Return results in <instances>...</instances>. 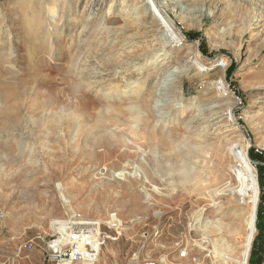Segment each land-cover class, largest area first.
Listing matches in <instances>:
<instances>
[{"label": "rangeland", "instance_id": "1", "mask_svg": "<svg viewBox=\"0 0 264 264\" xmlns=\"http://www.w3.org/2000/svg\"><path fill=\"white\" fill-rule=\"evenodd\" d=\"M0 52V96L23 85L0 102V264H53L54 223L110 214L97 264H237L243 154L264 202V0H0Z\"/></svg>", "mask_w": 264, "mask_h": 264}, {"label": "built area", "instance_id": "2", "mask_svg": "<svg viewBox=\"0 0 264 264\" xmlns=\"http://www.w3.org/2000/svg\"><path fill=\"white\" fill-rule=\"evenodd\" d=\"M258 153L262 154L261 152ZM60 223L66 224L67 230L61 232L59 230ZM105 225L116 230L123 228V223L117 214H110L108 222L88 220L78 215L69 221L54 223V233L51 239L48 240L46 237H39L37 239L44 245L49 260L53 264H95L101 252L102 229ZM34 246V243L24 244L19 249L20 251L23 249L32 250ZM186 256V252L180 254V258H185ZM129 264L170 263L165 260L134 257Z\"/></svg>", "mask_w": 264, "mask_h": 264}, {"label": "bare ground", "instance_id": "3", "mask_svg": "<svg viewBox=\"0 0 264 264\" xmlns=\"http://www.w3.org/2000/svg\"><path fill=\"white\" fill-rule=\"evenodd\" d=\"M170 5H175L176 4V2H174V1H170V3H169ZM156 5V4H155ZM153 9V8H152ZM151 9V10H152ZM155 9V8H154ZM152 14V13H151ZM153 17H155V20L156 21H163V19H162V17H161V15L159 14V12H158V10H154L153 11ZM160 23V22H159ZM161 25L163 24V23H160ZM159 24V25H160ZM165 24V23H164ZM165 27V26H164ZM167 27V26H166ZM172 37H174L173 35H172ZM175 38V37H174ZM173 38V39H174ZM172 39V38H171ZM175 40H176V43H179V42H181L182 43V41H181V39H180V37L179 38H175ZM174 41V40H173ZM164 44H166L167 42H163ZM180 44V43H179ZM178 46V45H177ZM1 53V52H0ZM169 54V53H168ZM165 55V54H164ZM2 56V55H1ZM158 57V56H157ZM161 59V58H160ZM194 60V59H193ZM192 60V61H193ZM197 61V60H196ZM158 62V61H157ZM198 65H200V66H202V64L199 62V61H197L196 62ZM155 64V63H154ZM157 64H159V62L158 63H156V66H157ZM156 66L154 65V66H146L145 67V69H141V70H143L145 73H148L149 72V75L147 74V80L149 81L150 79L149 78H151L152 76H156L157 74H159V70H156ZM161 67V66H160ZM199 68V67H198ZM200 68H204V67H200ZM204 70V69H203ZM137 71V70H136ZM142 71V72H143ZM141 72V71H140ZM143 72V73H144ZM207 73V72H206ZM99 74V73H98ZM98 74H96V75H98ZM117 74H121V73H119V72H117ZM146 75V74H145ZM152 79V78H151ZM94 83V82H93ZM146 83V82H145ZM18 84V83H17ZM22 84V83H21ZM9 85V84H8ZM216 85H219V84H216ZM221 85V84H220ZM225 85V84H224ZM19 84H18V88H19ZM23 86V85H22ZM22 86H20V88L22 87ZM223 86V85H222ZM15 87V86H14ZM15 88L12 92H11V94L8 96L7 95V97H4V95L3 96H0V102H5L8 98L12 101V103L11 104H18L19 102H16L17 101V94H18V92L16 91V89H18V88ZM217 87V86H216ZM227 87V86H226ZM9 87H7V89H8ZM182 88V87H181ZM4 89H6V88H4ZM217 89V88H216ZM224 89V90H223ZM223 89H222V96H228V93H227V91H226V89L223 87ZM144 93V92H143ZM226 93V95H224ZM18 96H19V94H18ZM133 96V95H132ZM135 96V95H134ZM136 97V96H135ZM137 98V97H136ZM147 99H148V97H147ZM217 99V98H216ZM215 99V100H216ZM211 101V100H210ZM9 102V101H8ZM7 102V103H8ZM16 102V103H15ZM214 102V101H213ZM258 102V101H257ZM6 103V102H5ZM139 106H140V108H141V110H139V111H141V112H143V113H145L146 114V116L147 115H149L151 112H152V105L151 104H148L147 102L145 103V104H139ZM192 103H189L188 105H187V107H185V111L183 110V111H178L180 114H183V116H184V114L186 113V112H189L191 109H192ZM133 107V106H132ZM135 107V106H134ZM133 107V108H134ZM138 107V106H137ZM136 108V107H135ZM137 109V108H136ZM139 109V108H138ZM181 109V108H180ZM229 110V109H228ZM233 112V111H232ZM231 112V113H232ZM252 113V112H251ZM227 115V114H226ZM232 115V114H231ZM145 116V115H144ZM186 116V115H185ZM229 117H230V115H229ZM210 118H212V117H210ZM231 118H232V116H231ZM229 121V120H228ZM231 121V120H230ZM230 123V122H229ZM234 126V125H233ZM235 129H233V128H231V129H228L226 132L227 133H231V132H233ZM233 144V143H232ZM235 144L233 145V147L232 148H230V151L232 152L233 150H234V148H235ZM240 160H241V173H240V175H239V178H241V180L243 181V188H242V190H241V194L242 195H252V201L250 202L252 205L251 206H249V208H247V209H245L244 211H243V213H242V217H243V222H244V224H245V230H246V237H245V240H244V242H243V245H242V249H241V251L239 252V255H238V260L236 261L237 262V264H248V262H249V257H250V253H251V248H252V242H253V238H254V236H255V234H256V219H257V204H258V198H259V184H258V181H257V172H256V170H254L255 168L252 166V164H251V161H250V159L247 157V155L246 154H243V156L242 157H240ZM228 192L230 193V192H233V190H228ZM59 224V223H58ZM60 227H59V230L61 231V232H63L64 230H67V228H66V224H64V223H60V225H59ZM220 256H222V257H226L225 255H223V254H219ZM227 259H228V257H226ZM85 264H87V263H85ZM88 264H94V263H88ZM95 264H97V262L95 263Z\"/></svg>", "mask_w": 264, "mask_h": 264}, {"label": "trees", "instance_id": "4", "mask_svg": "<svg viewBox=\"0 0 264 264\" xmlns=\"http://www.w3.org/2000/svg\"><path fill=\"white\" fill-rule=\"evenodd\" d=\"M250 157H251V159L253 157L251 155V153H250ZM256 227L259 230V232L261 233V235L263 234V236H260V238L262 237V248H261V251L258 252L259 254L257 256L256 255V253H257V250H256V248H257V240H255L254 244H253V249H252V253H251V258H250L249 264H264V202L263 201L259 205L258 210H257V224H256Z\"/></svg>", "mask_w": 264, "mask_h": 264}]
</instances>
